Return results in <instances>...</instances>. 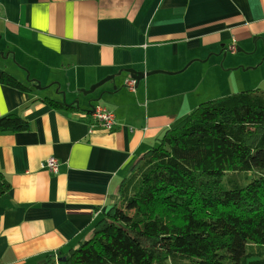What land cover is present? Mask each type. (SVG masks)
I'll list each match as a JSON object with an SVG mask.
<instances>
[{"label":"crops","instance_id":"obj_1","mask_svg":"<svg viewBox=\"0 0 264 264\" xmlns=\"http://www.w3.org/2000/svg\"><path fill=\"white\" fill-rule=\"evenodd\" d=\"M233 44L254 50L256 62L264 56V0H0V75L30 89L0 84V117L28 124L0 134L10 185L0 198V264H64L136 161L200 102L199 91L224 95L228 82L216 73L245 64L238 56L218 62ZM189 69L203 72L199 85ZM125 70L173 74L150 75L129 91ZM110 76L92 95L79 92ZM46 97L78 110H54ZM95 107L113 113L111 132L94 127ZM48 158L58 160L57 174L42 168Z\"/></svg>","mask_w":264,"mask_h":264},{"label":"trees","instance_id":"obj_2","mask_svg":"<svg viewBox=\"0 0 264 264\" xmlns=\"http://www.w3.org/2000/svg\"><path fill=\"white\" fill-rule=\"evenodd\" d=\"M0 84L30 91L6 72ZM27 129L16 114L0 117V134ZM9 189L0 172V198ZM64 264H264V92L207 101L175 120Z\"/></svg>","mask_w":264,"mask_h":264},{"label":"rangeland","instance_id":"obj_3","mask_svg":"<svg viewBox=\"0 0 264 264\" xmlns=\"http://www.w3.org/2000/svg\"><path fill=\"white\" fill-rule=\"evenodd\" d=\"M227 52L228 53L226 54L225 57L221 56V59L218 60V62L219 61L221 62V65L225 66L228 63V61L229 60L232 61L235 58V56L241 58L245 64H243L244 66L241 64H234L233 66H230L232 70L221 68V70L223 71L221 75L218 72L216 73L220 81L228 82L221 86L222 93H224L222 97L246 90L258 89L264 92V56H261L259 61L256 62V58H258V54H255L256 52L254 50L252 51V53H245V52L231 53L229 51ZM208 56L206 57L204 62L207 60ZM191 70L193 69H189V71L186 73V76H188L187 79L192 80L193 78H196V80L194 81L199 85L202 79L201 75L203 74V72L200 74V76H196V74H194V72H191ZM26 77L27 75L25 76V78ZM206 90L209 92V94L206 97H202V92L199 91L201 100L200 102H197V104H195V106H193L192 109H195L201 103L211 101V99L215 100L214 98L216 97L218 92L212 90L211 88H207ZM223 186L226 189L229 188L225 179L223 180Z\"/></svg>","mask_w":264,"mask_h":264},{"label":"built area","instance_id":"obj_4","mask_svg":"<svg viewBox=\"0 0 264 264\" xmlns=\"http://www.w3.org/2000/svg\"><path fill=\"white\" fill-rule=\"evenodd\" d=\"M229 52H236V46L233 44L228 48ZM125 86L129 91H135L136 81L129 79L125 82ZM94 127L101 132H111L115 124L114 115L103 107H95L91 114ZM59 162L56 158H48L42 165L46 171L51 174L58 173Z\"/></svg>","mask_w":264,"mask_h":264},{"label":"water","instance_id":"obj_5","mask_svg":"<svg viewBox=\"0 0 264 264\" xmlns=\"http://www.w3.org/2000/svg\"><path fill=\"white\" fill-rule=\"evenodd\" d=\"M237 53L242 52V50L237 49L236 50ZM226 53H224L222 56L225 57ZM124 72L128 73L130 75V77L136 81V86L138 85V83L144 79L145 77H148L150 75H156V74H167V75H172L173 73H167V72H163V71H152V72H136L134 70H125ZM121 73V72H120ZM179 73V72H178ZM119 75V74H118ZM114 79V76H110V77H106L103 80L97 82L96 84L90 86V88L88 90H80L79 92L82 93L84 96H88L94 93L95 90H97L98 88H100L101 86H103L105 83L111 81ZM37 88L38 89H43L40 87V85L38 83H36ZM64 103V101H63ZM59 262H65L66 258H62L58 260Z\"/></svg>","mask_w":264,"mask_h":264}]
</instances>
